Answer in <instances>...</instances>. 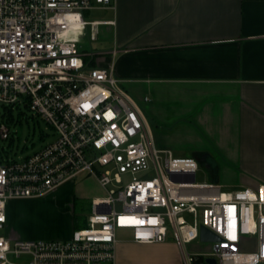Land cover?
<instances>
[{
  "label": "built area",
  "instance_id": "1",
  "mask_svg": "<svg viewBox=\"0 0 264 264\" xmlns=\"http://www.w3.org/2000/svg\"><path fill=\"white\" fill-rule=\"evenodd\" d=\"M96 10H115V0H0V140L11 138L4 114L17 106L55 135L20 160L0 148V264H115L121 229L138 244L163 243L171 233L183 264H264V186L221 191L196 183L194 158L154 149L150 122L113 68L78 50L83 38L94 42L100 26L114 24L87 21ZM82 175L106 197L92 200L84 226L68 239L1 234L7 202L45 197ZM201 227L218 240L201 241ZM198 240L211 244L209 252L187 249Z\"/></svg>",
  "mask_w": 264,
  "mask_h": 264
},
{
  "label": "crops",
  "instance_id": "2",
  "mask_svg": "<svg viewBox=\"0 0 264 264\" xmlns=\"http://www.w3.org/2000/svg\"><path fill=\"white\" fill-rule=\"evenodd\" d=\"M97 11L114 24L99 27L98 49L86 53L112 67L141 107L154 149L194 158L224 186H264V0H115V10ZM71 183L43 199L7 202L1 234L68 239ZM115 255V264H183L171 233L163 243L117 241Z\"/></svg>",
  "mask_w": 264,
  "mask_h": 264
},
{
  "label": "rangeland",
  "instance_id": "3",
  "mask_svg": "<svg viewBox=\"0 0 264 264\" xmlns=\"http://www.w3.org/2000/svg\"><path fill=\"white\" fill-rule=\"evenodd\" d=\"M111 15H109L108 11H91L86 16L85 19L87 21L94 20H104L108 19ZM89 30V28H88ZM87 30V32H88ZM98 49V44L96 42L91 43L88 40V37L82 39L81 43L78 44L79 52H91L93 48ZM1 113L3 109H0ZM5 114V120H6ZM13 118L12 122L8 121V126L10 128V139L9 140H0V148L3 149L2 156L14 160H20L29 155H32L34 152L38 151L42 146L52 142L55 139V135L53 131L46 126L44 122L41 120H36L32 117L31 112H29L26 108L20 106L19 109H14L11 115ZM12 139V142H11ZM177 154L174 155V157ZM179 157V156H178ZM231 171H225L223 174H232ZM213 172L207 170L203 166H199V170L196 172L195 181L196 183H213L216 185H220L221 191H229L234 190L236 188L227 187L222 184L217 178L212 177ZM148 176L145 174L137 175L138 179L147 178ZM129 178L127 176L123 177V184H127L129 182ZM72 187L69 189V200L70 203L73 201L74 207V217L79 220V222H83L91 213V202L95 198H105L106 192L102 189L97 183L96 179L92 176L82 175L76 178L72 183ZM238 189V188H237ZM65 192V191H63ZM61 194L64 195V193ZM48 196V195H47ZM43 199V197L41 198ZM51 199L54 200V196H49L46 199V202L49 204ZM55 207L54 215H59L61 218L62 207L59 204L52 203ZM121 205L116 204V209L120 210ZM36 213L42 212L41 209H35ZM69 212L65 213L68 215ZM53 214V212H51ZM70 215V214H69ZM54 216V217H55ZM58 216V217H59ZM188 222H192L188 220ZM132 230H117L116 231V241L124 242L131 238ZM211 248L210 243H203L199 240L187 245V249L194 253H206L209 252ZM254 248V243L250 244V247L246 248L245 251H252Z\"/></svg>",
  "mask_w": 264,
  "mask_h": 264
},
{
  "label": "water",
  "instance_id": "4",
  "mask_svg": "<svg viewBox=\"0 0 264 264\" xmlns=\"http://www.w3.org/2000/svg\"><path fill=\"white\" fill-rule=\"evenodd\" d=\"M200 240L201 241H217L218 238L217 236H215L214 234L210 233V231H208L207 229L201 227L200 229ZM206 263L207 264H216L215 260L214 259H207L206 260Z\"/></svg>",
  "mask_w": 264,
  "mask_h": 264
},
{
  "label": "trees",
  "instance_id": "5",
  "mask_svg": "<svg viewBox=\"0 0 264 264\" xmlns=\"http://www.w3.org/2000/svg\"><path fill=\"white\" fill-rule=\"evenodd\" d=\"M14 109H19V106L15 107V108H7V112H6V120H5V114H4V122L7 124L8 121L9 122H12L13 121V118H11V115H12V112ZM8 125V124H7ZM11 142H12V139H11ZM85 224V220L83 222H79V220L77 218L74 219V228H80V227H83Z\"/></svg>",
  "mask_w": 264,
  "mask_h": 264
}]
</instances>
